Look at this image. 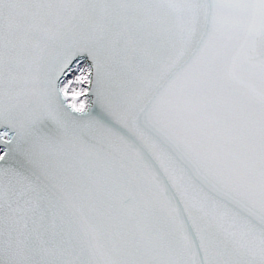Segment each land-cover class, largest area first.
Returning <instances> with one entry per match:
<instances>
[{
    "label": "snow or ice",
    "instance_id": "obj_1",
    "mask_svg": "<svg viewBox=\"0 0 264 264\" xmlns=\"http://www.w3.org/2000/svg\"><path fill=\"white\" fill-rule=\"evenodd\" d=\"M0 264H264V0H0Z\"/></svg>",
    "mask_w": 264,
    "mask_h": 264
}]
</instances>
